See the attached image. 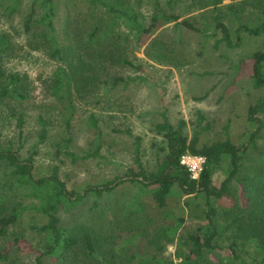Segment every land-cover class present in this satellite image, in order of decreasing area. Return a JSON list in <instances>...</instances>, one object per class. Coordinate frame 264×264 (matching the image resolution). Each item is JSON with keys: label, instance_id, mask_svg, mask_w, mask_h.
Here are the masks:
<instances>
[{"label": "rangeland", "instance_id": "obj_1", "mask_svg": "<svg viewBox=\"0 0 264 264\" xmlns=\"http://www.w3.org/2000/svg\"><path fill=\"white\" fill-rule=\"evenodd\" d=\"M160 1L166 9L170 0ZM177 1L180 6L186 2ZM42 2L0 0V32L10 40L3 68L8 75L21 77L28 96L21 102L8 100L1 105L0 141L11 145L23 159L34 154L36 179L48 177L58 168L68 190L82 192L88 186L125 178L137 167L134 137L141 138L143 165L154 170L158 148L164 146L155 126L165 117L174 127H181L189 141L199 134L200 146L227 138L238 146L247 141L254 130L248 121L249 109L264 96V89L252 86L250 58L263 48L264 38L245 35L242 44L233 49L217 44L221 35L211 37L212 7L203 0L191 11L176 9V13L181 15L180 23L190 22L207 32L206 38L176 23L142 35L93 0H55L53 37L59 48L69 47L60 58L54 54L55 44L45 35L48 29L41 21ZM127 2L148 26L154 0ZM232 5L244 9L241 19L248 25L255 24L264 11V0H224L222 21L232 32L237 28L228 10ZM31 13H35V26L28 32L26 21ZM96 28L98 35L90 40ZM76 67L79 80L73 83L70 106L54 97L53 82L59 69L70 73ZM19 119L24 121L23 128L18 126ZM92 119L98 129L92 126ZM43 129L47 137L40 143ZM68 139L72 140L68 151L79 156L101 145L100 157L73 162L64 154ZM10 170L0 168L2 183ZM225 178L224 173L217 174L214 185L220 187ZM252 190L258 198L264 197V132L257 149L249 148L245 153L239 181L232 184L226 199L217 203V226L224 229L217 244L226 251L209 255L206 261L210 264L222 263L235 238L234 227L225 228L232 219L241 215L249 222L247 195ZM7 193L13 201L18 200V194ZM186 199L174 195L166 212H160L137 185L126 183L100 199L88 196L71 212L63 210L59 216L62 228L90 227L95 236H101L104 247L96 249L103 253L106 264H159L153 257L179 263V255L187 250L178 239L159 253L153 238L175 225L177 217L184 221L179 237L201 226V209L186 206ZM46 222L31 212L21 225L10 229L7 238L0 239V248L21 238L35 251L43 250L45 238L33 231L31 224ZM23 247L26 251V245ZM28 251L14 247L9 263L36 264L37 252ZM249 251H255L253 244ZM88 262L98 264L93 257Z\"/></svg>", "mask_w": 264, "mask_h": 264}, {"label": "trees", "instance_id": "obj_2", "mask_svg": "<svg viewBox=\"0 0 264 264\" xmlns=\"http://www.w3.org/2000/svg\"><path fill=\"white\" fill-rule=\"evenodd\" d=\"M102 7L114 14L117 18L131 24L133 31L142 35H150L161 25L176 23L191 31L208 37V33L198 29L190 22L180 23L181 15L178 11L188 12L194 9L200 0H186L182 6L177 0H170L165 3L164 8L160 0H154L153 15L148 26L141 22L139 16L134 13L127 0H116L114 3L104 0H93ZM207 6L212 7V27L211 37L221 35L217 44H223L227 48H237L242 44L243 36L264 38V11L261 13L257 22L253 25L244 24L241 19L243 8L238 10L235 6H229V13L234 22L237 23L235 31L222 21L221 4L224 0H203ZM36 2H34L35 4ZM178 5V6H177ZM41 21L47 27L45 34L47 40L55 44L54 54L63 58L65 49L59 48L54 35V19L56 17L55 0H43ZM34 14L31 13L26 21V29L31 32L35 26ZM99 33L96 28L90 35L92 40ZM10 52V40L6 35L0 32V110L1 105L8 101H23L28 96L22 86V79L19 75H8L3 68V61ZM251 61V81L255 90L264 89V44L263 48L252 55ZM79 80L77 67L72 72L65 69H59L54 77L53 95L58 101H62L72 106V88L73 83ZM117 81L116 84H118ZM200 120H203L201 117ZM248 121L254 128L247 141L238 146L229 138L224 141L212 143L210 145L200 146L199 134L189 141L183 134L181 127H174L167 117L163 122L155 126L157 135L163 138L164 146L158 148L157 163L154 170L147 169L142 162L141 157V138L135 139V162L136 169H130L125 178L107 182L100 186H88L82 192L69 191L66 183L59 174V169L55 168L52 175L41 179L33 176L34 154L27 159H23L12 146H5L0 141V168H9L10 173L2 183L0 179V239H5L9 235L11 228L19 226L31 212H35L39 218H46L47 222L41 226L34 223L31 229L45 238L43 250H34V248L25 239L15 238L8 242L4 248H0V264H10V256L17 247L22 252H34L36 264H91L89 258H96L98 264H106L102 254L97 252V247L103 249L104 240L101 236H95V232L90 227H74L71 229L62 228L60 212H71L86 197L95 196L102 198L105 195L113 193L118 187L131 183L139 187V191L144 197H150L157 210L166 212L168 200L177 195L179 198H187L186 206H199L201 209V226H198L193 233L182 238L178 235V230L184 225L180 218L174 220L175 225L164 228L163 234L156 235L153 242H156L159 253L163 251L167 244H173L177 239L181 247H186L187 252L182 253L181 262L175 263L173 260L158 259L159 264H210L207 257L211 254L225 252L226 249L217 244L224 229L217 226L216 217L218 216L217 203L231 193V186L235 181H239V176L243 170V160L245 153L249 148L257 149V141L262 138L264 132V96L261 97L250 109ZM43 122V121H42ZM92 126L97 128L95 119L91 120ZM19 128H23L24 121L19 119ZM98 129V128H97ZM47 137L46 129H43L40 135V143H43ZM72 140H67L65 155L73 162L99 158L101 145L97 146L94 152L85 153L83 156L76 155L68 151ZM192 154L202 156L206 159L204 170L199 180H193L188 170L181 165L180 161L183 155ZM224 173L226 178L220 187L214 185V177ZM8 192L18 194V200L15 202L10 199ZM256 191H251L249 222L241 215L229 223L225 228L236 230L235 238L228 247V251L222 257L221 264H264V197L258 198ZM163 210V211H162ZM247 210V209H246ZM141 211V208L139 209ZM236 227V228H235ZM29 244V245H28ZM255 246V251H249L250 245ZM24 245L27 250L24 251ZM219 253V254H220ZM80 255L82 258L80 260ZM102 256V258L100 257ZM78 259V261H77ZM84 259V260H83ZM134 256L131 257V261Z\"/></svg>", "mask_w": 264, "mask_h": 264}, {"label": "built area", "instance_id": "obj_3", "mask_svg": "<svg viewBox=\"0 0 264 264\" xmlns=\"http://www.w3.org/2000/svg\"><path fill=\"white\" fill-rule=\"evenodd\" d=\"M180 163L188 170L193 180H199L204 170L206 159L202 156L187 153L182 156Z\"/></svg>", "mask_w": 264, "mask_h": 264}]
</instances>
